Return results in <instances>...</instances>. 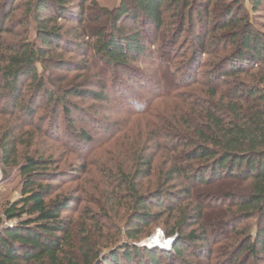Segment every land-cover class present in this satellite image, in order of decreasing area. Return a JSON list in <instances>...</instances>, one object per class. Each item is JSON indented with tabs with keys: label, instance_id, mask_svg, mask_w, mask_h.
I'll return each instance as SVG.
<instances>
[{
	"label": "trees",
	"instance_id": "1",
	"mask_svg": "<svg viewBox=\"0 0 264 264\" xmlns=\"http://www.w3.org/2000/svg\"><path fill=\"white\" fill-rule=\"evenodd\" d=\"M250 3L254 13L264 7L263 0ZM244 9L237 0H121L113 10L100 7L96 0H0V115L34 123V106L46 101L54 106L53 127L59 111L72 120L71 107L76 110V105L70 103L71 97L112 102L103 82L95 87H100L99 92L69 85L54 91L48 86L54 82L50 70L78 72L98 64L112 70L105 75L112 79L111 87L125 91L118 94L129 103L130 115L143 114L152 106L147 114L158 118L159 108L152 104L157 98H165L170 106L149 131L148 152L155 151L144 155L145 150H136L132 155L136 170L122 171L118 186L137 191L141 180L153 176L156 150L178 154L157 190L146 195L131 192L134 206L124 233L128 243L104 255L93 243L90 229L77 232L74 223L62 217L77 199L49 201L57 187L51 183L61 178L48 169L53 160L25 158L21 198L3 210L6 227L0 229V264H162L159 250L136 244L143 229L174 211L180 217L172 227L165 226L166 238L176 239L171 252H165L169 264H189L184 259L186 249L210 264L212 260L264 264V33L255 29ZM18 11L23 14L17 18ZM31 23L34 39L28 38ZM181 40L194 59L185 58L173 82L160 83L132 66L143 58L161 61L157 70L162 77L167 55L162 50L174 51ZM229 46L230 53L210 64L201 79L192 73L196 64L201 68L207 64L200 61L202 53L218 55ZM75 52L91 63L60 58ZM119 71L126 79L118 76ZM242 75L254 83L240 80ZM133 81L154 94L150 103L127 94L125 87L132 88ZM196 85L199 94L192 99L181 93ZM25 88L31 96L24 103ZM72 126L71 122L75 145L94 142L90 133L83 129L77 134ZM5 136L10 141L0 147V156L9 165L17 153L15 130ZM178 178L186 186L173 193ZM153 208L159 213L152 214ZM225 212L231 214L229 218L223 217ZM255 218L254 235L240 227ZM118 235L106 242L117 244Z\"/></svg>",
	"mask_w": 264,
	"mask_h": 264
},
{
	"label": "rangeland",
	"instance_id": "2",
	"mask_svg": "<svg viewBox=\"0 0 264 264\" xmlns=\"http://www.w3.org/2000/svg\"><path fill=\"white\" fill-rule=\"evenodd\" d=\"M96 1L100 7L110 10L117 8L121 3V0ZM237 1L245 5L244 11L248 13L255 29L264 33V7L262 6L257 13H254L250 0ZM22 14L23 12L18 11L16 12V17L18 18ZM44 16L48 18L50 14H45ZM33 27V23L28 25V38L30 39H34L36 36ZM156 47V49L159 48L158 45ZM147 48L150 49V46ZM84 49L85 47H83ZM231 50L232 48L229 46L225 50L226 52H220L218 55L209 56L202 53L200 61L207 62L206 68H201L199 64H196L192 73L195 72L198 79H201L206 69L210 67V64L218 62L220 58L229 54ZM162 52L167 53V55L163 61L165 68L162 70L163 76L160 77L161 79L157 70V66L160 65L161 61L143 58L142 61L134 63L132 66L146 71L151 78L158 80L160 83H167L168 80L174 81L175 76L180 72L181 65L186 62L185 58L194 57L189 47L185 46V42H182V40L174 51L167 48L162 50ZM60 58L65 60L73 59L76 63H91L76 52L60 55ZM107 70L110 73L112 71L106 68L103 70V67L98 66V64H90L86 66L85 70H79L78 72L50 70V73H53L54 82L48 83V86L52 89L54 88V91L55 89L69 85L83 86V88L99 92L101 91L100 87H95L98 82H103V84L107 85L106 94L113 99L112 102L106 103L97 102L90 98L79 99L71 97L70 103L76 105V110L70 106L74 112L70 121L65 119L62 111H59L55 125L53 127L50 126L54 106L49 105L46 101L38 102L34 106L33 110L37 115L34 123L12 116L6 117L0 115V147L3 144H7L8 139H6L5 135L12 129L15 130L14 138L16 142L14 143L17 144V153L11 159L9 165H4L0 156V229L6 227L3 216L5 206L21 198V190L25 181V178L21 175V166L25 158L40 159L44 157L45 159L49 158L53 160V164L48 169L55 171L61 176L60 180L51 183L57 187L53 196L49 198V201L56 198H75L78 200L76 206L73 203L71 209L62 216L64 219L71 220L74 223L75 231L81 233L83 227L88 228V230L90 229V236L93 237L92 241L101 247L103 255L112 251H120L123 245L128 243L124 237V233L128 231L127 225L134 206L135 196H132V194H137L138 191L140 195H146L157 190L160 181L164 179V174L167 173L171 167V163H173L172 157L178 154L156 150L154 154L153 176L141 180L138 184L139 186L136 188L137 191H131L128 186H118L116 181L120 178L122 171L126 172V174H133L135 172L136 166L132 160V155H134L136 150H140V152L145 150L144 155L155 151L151 150L148 152L151 146L148 140L152 137L149 135V131L153 129L152 126L159 124L157 119H161L164 116L162 112L165 111L164 114H167V109L170 106L167 104L168 100H165V98H157L152 104L154 109L156 107L159 108L158 112H156L159 114L158 118L147 114L150 111L152 112V106L148 111L145 110L148 106H144L143 109L147 112L143 114L135 113L130 115L131 107L129 103L122 101L118 94L119 91L123 90L117 87L116 91L115 87H111L112 79L107 80V76L105 75ZM39 71H42L41 66H39ZM117 73L121 79H126L122 71ZM240 80L246 83H254L251 77L244 75L240 77ZM130 86L132 88L125 87V89H129L126 92L127 94L135 95L136 100L143 98L146 102L150 103L153 99L154 94H147V90L141 88L135 81L131 82ZM160 88L162 89V86ZM199 89L198 85L191 86L181 90V93H187L186 96L192 99L193 95L199 94ZM30 96L31 92L25 88L23 102H28ZM136 100L133 99L132 103L137 102ZM71 122L77 134L84 129L90 133L94 142L87 145L83 144L82 146L81 144L80 146L75 145L74 137L70 131ZM83 168L86 169V173L82 172ZM47 184L49 183L44 182V185ZM185 186V181L178 178L171 190L173 193H178ZM226 209L227 207L224 208V210ZM159 211V208L150 210L152 214L159 213ZM179 214L178 211L171 212L170 214L166 213L161 221L155 222L150 227L143 229L144 234L142 239L136 245L140 248H146L144 244H147L155 236L160 235L164 242L170 241L169 249H161L160 247L147 249L159 250L157 252L160 255L162 264H169L165 252H171L175 244H172V240L175 238H166L165 232L167 228L165 226L168 224L172 227L180 217ZM230 215L229 212H225L223 217L229 218ZM87 216H91L93 220H90L91 218ZM257 225L258 221L255 218L243 222L240 227L250 230V233L254 235ZM194 229H198V227L196 226ZM188 233L186 234L188 235ZM117 234H119L117 237L120 239L119 242L115 245H109L106 242V238ZM186 251L184 252V259L187 263L210 264L204 258L195 259L193 256H190L189 250L186 249ZM212 261V264L216 263L215 260Z\"/></svg>",
	"mask_w": 264,
	"mask_h": 264
},
{
	"label": "bare ground",
	"instance_id": "3",
	"mask_svg": "<svg viewBox=\"0 0 264 264\" xmlns=\"http://www.w3.org/2000/svg\"><path fill=\"white\" fill-rule=\"evenodd\" d=\"M148 244V245H147ZM147 246L150 247H157L160 246L161 248L165 249L166 248V244L165 242L162 240L161 236H155L153 239H151L150 241L147 242ZM156 245V246H154Z\"/></svg>",
	"mask_w": 264,
	"mask_h": 264
},
{
	"label": "water",
	"instance_id": "4",
	"mask_svg": "<svg viewBox=\"0 0 264 264\" xmlns=\"http://www.w3.org/2000/svg\"><path fill=\"white\" fill-rule=\"evenodd\" d=\"M175 241H176V239L172 240V244H174ZM154 246H156V245H154ZM144 247H146V248H151L150 246H147L146 244H144ZM157 247H160V246H157ZM160 248H161V247H160ZM161 249H163V248H161ZM165 249H166V248H165Z\"/></svg>",
	"mask_w": 264,
	"mask_h": 264
},
{
	"label": "built area",
	"instance_id": "5",
	"mask_svg": "<svg viewBox=\"0 0 264 264\" xmlns=\"http://www.w3.org/2000/svg\"><path fill=\"white\" fill-rule=\"evenodd\" d=\"M165 244H166V249L168 250L169 249V246H170V241L165 242Z\"/></svg>",
	"mask_w": 264,
	"mask_h": 264
}]
</instances>
